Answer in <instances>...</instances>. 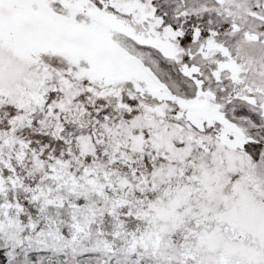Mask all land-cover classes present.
Returning <instances> with one entry per match:
<instances>
[{
    "label": "snow or ice",
    "instance_id": "1",
    "mask_svg": "<svg viewBox=\"0 0 264 264\" xmlns=\"http://www.w3.org/2000/svg\"><path fill=\"white\" fill-rule=\"evenodd\" d=\"M0 264H264V0H0Z\"/></svg>",
    "mask_w": 264,
    "mask_h": 264
}]
</instances>
